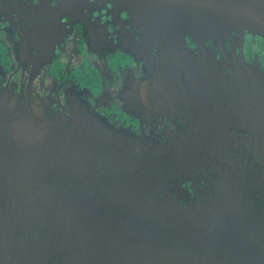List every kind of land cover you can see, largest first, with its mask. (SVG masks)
Returning a JSON list of instances; mask_svg holds the SVG:
<instances>
[{
	"label": "water",
	"instance_id": "obj_1",
	"mask_svg": "<svg viewBox=\"0 0 264 264\" xmlns=\"http://www.w3.org/2000/svg\"><path fill=\"white\" fill-rule=\"evenodd\" d=\"M35 1L0 0V16L18 15L14 8L33 14L32 37L42 41L55 38L45 25L71 18L96 51L120 39L104 28H122L127 51L152 55L155 47L159 62L191 58L190 39L205 109L237 84L255 94L260 83L264 92V67L237 57L246 36L264 42V0ZM45 7L65 15L47 19L39 15ZM212 43L221 58L212 52L209 63ZM226 160L225 140L207 131L138 141L79 105L69 115L49 113L0 87V264H264V177L252 186L240 166L223 167ZM187 182L196 201L184 204L177 195Z\"/></svg>",
	"mask_w": 264,
	"mask_h": 264
},
{
	"label": "flooded vegetation",
	"instance_id": "obj_2",
	"mask_svg": "<svg viewBox=\"0 0 264 264\" xmlns=\"http://www.w3.org/2000/svg\"><path fill=\"white\" fill-rule=\"evenodd\" d=\"M31 1L38 5L35 0ZM14 9L19 15L20 8ZM45 10L39 15L47 19H61L65 15L55 8L52 12L47 11V7ZM18 15L2 11L0 16L2 91L28 94L33 105L46 107L49 113L69 115L72 106L79 105L118 136L138 141L162 142L183 135L197 138L199 131H207L209 137L218 135L225 140L230 160L222 166L232 170L234 163L245 171L252 186L261 185L264 92L260 83L254 89L255 94L250 92V86L241 84L234 85V91L212 93L213 104L205 109L199 104L198 74L192 68L197 45L190 39L186 44L195 52L191 58L171 56L159 62L155 47L152 55L127 51L122 43V28H104L105 34H117L121 40L113 37L109 39L113 43L109 51L107 48L96 51L91 46L90 32L71 18L56 27L45 25V35L55 34L53 40L43 39L46 44L32 37L37 29L33 14ZM106 21L103 18V24ZM224 46L232 49L230 42ZM207 49L210 51L204 55L207 62H212V52L221 58L218 43L207 44ZM238 49L237 57L243 56L244 64L264 67L262 40L246 36ZM169 64L175 66L167 67ZM228 74L232 77L230 71ZM233 79L241 80L237 76ZM208 174L211 175V171ZM193 185L187 182L179 189L180 202L196 201ZM197 187L207 189L203 182Z\"/></svg>",
	"mask_w": 264,
	"mask_h": 264
}]
</instances>
